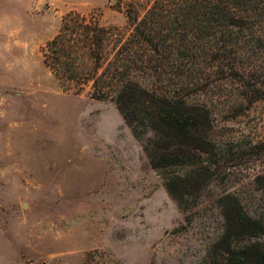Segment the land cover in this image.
<instances>
[{"label":"rangeland","instance_id":"374dc122","mask_svg":"<svg viewBox=\"0 0 264 264\" xmlns=\"http://www.w3.org/2000/svg\"><path fill=\"white\" fill-rule=\"evenodd\" d=\"M130 1L0 0V264H203L224 231L223 198L264 222V100L248 104L229 69L222 80L204 64L140 79L214 119L215 157L205 146L194 166L154 169L153 132L137 138L114 101L45 65L69 13L131 37Z\"/></svg>","mask_w":264,"mask_h":264},{"label":"trees","instance_id":"16d2710c","mask_svg":"<svg viewBox=\"0 0 264 264\" xmlns=\"http://www.w3.org/2000/svg\"><path fill=\"white\" fill-rule=\"evenodd\" d=\"M126 14L133 30L128 38L98 19L69 13L43 50L45 65L78 92L90 87L91 98L114 101L137 138L153 132L156 140L145 148L152 168L194 166L205 146L215 157L210 110L141 80L171 82L182 67L204 64L217 69L219 80L229 69V78L245 85L248 104L264 100L258 88L264 71L251 74L264 65V0H132ZM177 183L168 186L173 195ZM221 215L223 234L203 264H264V222L230 196L222 199Z\"/></svg>","mask_w":264,"mask_h":264}]
</instances>
